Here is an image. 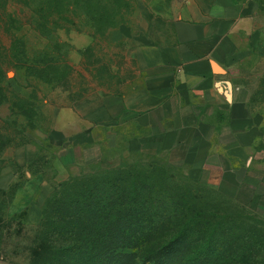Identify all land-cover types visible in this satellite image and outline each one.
Wrapping results in <instances>:
<instances>
[{"label": "rangeland", "instance_id": "obj_1", "mask_svg": "<svg viewBox=\"0 0 264 264\" xmlns=\"http://www.w3.org/2000/svg\"><path fill=\"white\" fill-rule=\"evenodd\" d=\"M184 1L0 0V147H15L44 135L58 110L88 93L120 91L123 82L133 77L129 59L137 27L155 15H169ZM259 1L264 4V0ZM250 43L233 73L249 104L255 137L245 151L231 150L227 160L230 168L222 185L209 177L207 170L172 165L164 154L129 152L115 129H97L98 152L85 151V142H81L67 153L68 175L64 180L55 177L53 150L42 151L31 170L42 173L50 191L42 200L37 192L22 213L9 214L7 204L10 189L25 180L24 172L19 173V181L9 185L0 199L7 205L0 217V264L29 263L46 200L57 184L71 179L88 182L83 178L99 183L121 179L115 183L120 188L138 186L146 196L139 200L149 201L146 204L151 214L135 212L131 222L146 224L152 218L159 225L137 251L140 257L127 246L130 239L147 232V226L136 224L120 233L119 255L113 254L100 264H197L198 248L205 237L213 235L212 226L206 229L201 224L184 239V251L177 243L152 260H142L175 236L180 221L190 213L201 222L203 214H209L213 221L226 218V235L220 236L223 241H214L217 256H213V264H218L222 255L228 264H234L232 257L255 243L254 239L264 252V12L255 22ZM1 155L0 170L5 162ZM99 233L108 235L107 230Z\"/></svg>", "mask_w": 264, "mask_h": 264}, {"label": "crops", "instance_id": "obj_2", "mask_svg": "<svg viewBox=\"0 0 264 264\" xmlns=\"http://www.w3.org/2000/svg\"><path fill=\"white\" fill-rule=\"evenodd\" d=\"M262 12L259 0H185L138 26L133 77L120 91L88 93L58 110L47 133L3 150L0 190L25 175L7 212L26 209L39 191L40 200L49 193L42 173L31 170L43 150H53L55 177L64 180L67 153L81 142L98 152L97 129H115L129 152L164 154L172 165L207 170L222 185L231 150L254 142L253 116L233 68L249 51Z\"/></svg>", "mask_w": 264, "mask_h": 264}, {"label": "trees", "instance_id": "obj_3", "mask_svg": "<svg viewBox=\"0 0 264 264\" xmlns=\"http://www.w3.org/2000/svg\"><path fill=\"white\" fill-rule=\"evenodd\" d=\"M5 148L6 146L0 147V155ZM83 179L88 182H83L82 179H71L57 184L54 193L46 200L41 221L37 225L36 245L31 249L28 264H100L113 254L119 255L116 249L122 241L119 238L120 233L123 234L126 228L132 226L135 228L137 224L131 222L133 213L141 212L144 216L151 214L150 206L146 204L149 201L139 200L146 196L141 195L142 191L138 186L127 185L125 188H120L115 183L121 179H111L105 183H99L95 181L96 179ZM18 187L19 185L13 190L10 189L12 196L7 205L12 203ZM6 191L0 190V199H4ZM158 196L160 194L152 198H158ZM0 203L1 217V212L7 205L1 201ZM182 213L181 211L179 216ZM189 216L185 221H180V230L175 236L142 260L144 259V262L152 260L177 243H179L180 250L184 251V239H188L192 232L204 224L206 229L212 226L213 235L205 237L201 243L196 262L197 264H213V256L215 259L217 256V248L213 247L215 246L214 241L218 238L223 241L222 237L226 235L223 228L226 218L221 216L217 221H213L209 214L205 216L203 214L204 221L201 222L196 217H192V213ZM151 219L146 224H137L138 227L147 226L145 235L129 240L127 246L134 249L136 255L141 246L159 228L158 223ZM104 230L108 231L107 236L99 233ZM221 235L223 236L220 237ZM254 242L245 247L238 256L232 257L234 259L231 262L234 264H264V252L261 248H257L258 240L254 239ZM218 261V264H228V258L224 255L220 256Z\"/></svg>", "mask_w": 264, "mask_h": 264}]
</instances>
